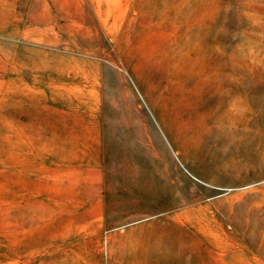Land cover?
I'll use <instances>...</instances> for the list:
<instances>
[{
	"label": "rangeland",
	"instance_id": "1",
	"mask_svg": "<svg viewBox=\"0 0 264 264\" xmlns=\"http://www.w3.org/2000/svg\"><path fill=\"white\" fill-rule=\"evenodd\" d=\"M202 1L0 0V264H264V238H217L197 220L209 125L185 27ZM212 1L234 39L253 36L251 0ZM86 104L100 152L60 139Z\"/></svg>",
	"mask_w": 264,
	"mask_h": 264
},
{
	"label": "crops",
	"instance_id": "2",
	"mask_svg": "<svg viewBox=\"0 0 264 264\" xmlns=\"http://www.w3.org/2000/svg\"><path fill=\"white\" fill-rule=\"evenodd\" d=\"M202 2L199 7L193 4L192 25L185 27L194 31L193 90L200 105L208 111L209 125L208 175L202 176L194 167L191 176L209 190L208 214L197 220H207L210 232L217 238L261 239L264 238V0H251L249 5L242 6L240 14L245 25L242 29L253 31V36L249 37L248 32L240 40L232 37V22H228L226 9L218 12L213 1ZM218 29H224L223 34L219 31L224 37L218 36ZM28 70L34 76L52 77L34 67ZM88 71L90 89L95 90L96 74L101 68L93 64ZM89 107L86 104V117L72 119L70 125L60 123L76 129L60 139L92 140L99 143L100 152L104 149L101 145L105 141L104 123L96 113L89 114Z\"/></svg>",
	"mask_w": 264,
	"mask_h": 264
}]
</instances>
